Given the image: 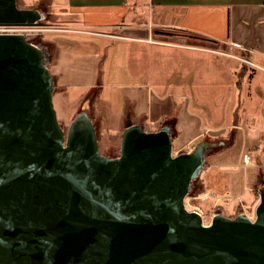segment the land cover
<instances>
[{
  "label": "water",
  "instance_id": "water-1",
  "mask_svg": "<svg viewBox=\"0 0 264 264\" xmlns=\"http://www.w3.org/2000/svg\"><path fill=\"white\" fill-rule=\"evenodd\" d=\"M50 3L0 0V24L55 21ZM63 44L0 34V264H264L261 167L250 212L213 214L205 224L186 206L207 156L235 146L236 127L174 149L183 136L174 119L146 129L127 109L119 154L108 157L91 120L100 65L79 112L65 126L57 118L69 64Z\"/></svg>",
  "mask_w": 264,
  "mask_h": 264
},
{
  "label": "crops",
  "instance_id": "crops-1",
  "mask_svg": "<svg viewBox=\"0 0 264 264\" xmlns=\"http://www.w3.org/2000/svg\"><path fill=\"white\" fill-rule=\"evenodd\" d=\"M53 6L63 9L62 12L51 10L56 16L65 14L76 23L80 30L78 34L87 33L86 35L97 38L125 39L137 43L119 49L124 55L125 52L127 54L134 52V55L138 56L137 70L135 72L125 70L126 77L135 80L125 83L116 82V84L143 85L145 81L155 83L154 80H163L165 76L174 78V82L179 85L183 84L181 82L183 76L189 71L193 72L191 64L193 56L189 54L190 52H194L199 58L202 56L207 58L203 63L194 64L196 69L203 68L201 74L218 71V65L215 63L213 64L215 71H212L210 66L215 59L220 58L221 67L224 66L225 60H228L226 63H229L228 76L233 93L226 99L228 105L232 106L231 111L229 110L230 120L233 121L234 117H237V123H229L225 128L219 127L217 131L229 133L231 128L236 127L237 139L232 150L244 144L243 149L247 147V152L242 153V161L246 159L247 163L243 165L242 161H239L236 164L235 159L224 152L211 156L217 158L212 165L225 168V172L229 174L227 190L229 192L226 196L237 199L242 206H252L256 199L249 188V167L255 171L256 167L263 169L264 166V0H147L146 2L143 0H51V9ZM104 29H117L118 33L116 36L102 34L100 30ZM59 38L69 47V64L65 68L67 78V70L70 66H74L75 56L69 40L62 36ZM116 50L110 52V55L115 56ZM107 51L105 48L99 52L100 57L98 52H93L98 59L93 79L89 87L77 98L83 97L92 86L99 65L102 68L99 99L103 96L105 86L112 85L106 83L104 55L108 56ZM149 51H152L153 56ZM242 52L249 56L248 59L240 57ZM147 56L151 57L152 62ZM162 63L167 65V74L165 70L157 69ZM186 67L189 70H186ZM210 89L200 88L202 92H208ZM173 97L174 100L170 97L152 99L154 102L148 103V110L139 115H135L133 110L137 102L122 97L113 99L110 107L112 113L116 114L113 115L117 117L116 119L125 114L127 109L135 119L143 118L151 125L158 123L164 117L174 119L177 128L179 130L182 128L187 141L194 142L202 136V133L187 136L193 124L191 120L193 113H190L188 102H185L187 98L178 93ZM62 103L61 97L55 96L54 105L55 108L58 106L57 113L65 118L64 122H67L68 115L64 114ZM105 114L108 117L106 111ZM210 166V163H207L203 173L204 189V178ZM246 189H249L248 191L253 195L247 200H242ZM205 191L210 193L207 189Z\"/></svg>",
  "mask_w": 264,
  "mask_h": 264
},
{
  "label": "rangeland",
  "instance_id": "rangeland-1",
  "mask_svg": "<svg viewBox=\"0 0 264 264\" xmlns=\"http://www.w3.org/2000/svg\"><path fill=\"white\" fill-rule=\"evenodd\" d=\"M35 0H22V4L24 6H29ZM147 1V0H143ZM53 12H62V8L58 9L55 6L51 9ZM62 14V13H61ZM47 26L52 27L56 31L43 32V36L47 37H65L72 46V53L75 56V64L74 66H70L67 70V78L63 81L61 80L57 87V93L62 96V104H64V113L68 115L69 122L72 118L79 112V105L82 99L88 94L91 87L86 91L83 97L77 96L85 91L89 87L91 83L95 68H96V55H93V52H102L103 49L107 48V55H104L105 58V71H106V83H111L112 85L105 86L103 89V96L99 99V91L97 92L95 98L91 101V120L94 123L97 131V139L99 141L100 150L102 154L108 157H116L119 154V145H120V136L123 129V118L124 114L121 115L118 119H116V114L112 113L111 105L113 99L118 97H122L123 99H129V101H136L137 104L133 107L135 115H139L142 112L148 110V103L154 102L152 99L157 98H172L175 94H179L187 98L185 102H188L190 107V113L192 112L191 120L193 124L191 125L190 131H188L187 136L189 137L191 134H200L197 140L200 139H210L214 140L218 137L227 138L228 132L217 131L219 127L232 123L230 120L229 113L231 111L232 106L228 105L226 97L231 93H233V88L230 84V78L228 76V66L229 63H226L223 67L220 64V58L213 59L210 66L212 67V71H215L213 68V64L218 65V71L210 74L204 73L201 74L202 67L199 69L195 68L194 64L197 62L203 63L207 58H199L195 56L194 52H190L189 54L193 56L191 64L193 66V72L189 71L183 78L181 82L183 84L175 83L174 78H165L163 80L156 79L155 83H149L145 81L143 85H136L132 83L131 85L123 84L125 82L134 81L133 78L126 77L127 74L125 70H129L130 72H135L136 66H139V61L136 59V55L134 52L131 54H127L122 51L119 52L120 48H128L129 44H137L131 40L125 39H102L93 37L90 35H82L78 34L79 29L76 26V23H73L70 18H68L65 14L62 16H56L55 21H47ZM102 34H109L116 36L118 33L117 29H104L100 30ZM100 33V32H99ZM101 34V33H100ZM122 34V33H121ZM65 44V43H64ZM62 45L63 50L66 52L68 50L67 45ZM117 49V54L115 56H111L110 52ZM132 49V48H131ZM141 50V49H140ZM66 54V53H65ZM149 54L153 56L152 51H149ZM171 54V53H170ZM176 54V52H173ZM101 53H99L98 57H100ZM151 59L150 56H147ZM244 58L243 56H240ZM204 58V59H203ZM209 59H212L209 57ZM246 59V58H245ZM145 60V59H144ZM159 60V59H157ZM218 60V61H217ZM217 61V62H216ZM152 62V59L151 61ZM159 63H157L158 65ZM102 65V62H101ZM129 66V67H128ZM151 66V65H150ZM157 69L165 70L166 74L168 73L166 63H162L159 65ZM209 66V68H210ZM186 70L189 68L186 67ZM222 72L223 74H221ZM131 77V75H129ZM67 79V81H66ZM116 82L121 84H116ZM200 88H211L210 91H201ZM101 88H99L100 90ZM69 90V91H67ZM205 92V93H204ZM64 99V101H63ZM58 110V106H56ZM107 112L108 117L105 114ZM230 110V111H229ZM57 117L61 125L65 126L66 122H64V117L57 113ZM144 122L146 129H152L151 127H155L157 123L151 125L147 122ZM68 123V122H67ZM67 126V125H66ZM67 128V127H66ZM65 128V129H66ZM67 130V129H66ZM65 130V132H66ZM183 132L182 128L180 129ZM208 130V131H207ZM226 130V129H225ZM218 132V133H215ZM188 139L184 137L179 139L178 135L173 139L174 149H189L195 143V141H187ZM196 140V141H197ZM249 143V142H248ZM244 144H242L233 149L225 150L223 152L222 149H215L212 153H210V157L207 156V163H210V167L207 175L204 178L205 189L203 187L202 179H198L195 182L197 190H195L190 197L186 200V206L188 209H197L202 212L204 223L208 224L210 218L213 214L223 213L225 216L233 218L236 215L243 213L244 211L250 212L252 206H242L237 199L230 198V201L227 203L216 202V199L222 200L229 191L228 190V178L229 174L225 172V168L219 167L218 165H212L217 161V158L211 157L213 154L217 153H228L229 156L235 159V163L238 164L239 161L243 159V152H247V147L243 149ZM216 153V154H217ZM238 156V158L236 157ZM237 158V159H236ZM245 158V156H244ZM233 159V160H234ZM246 160V159H245ZM245 165V161L241 162ZM205 167V170H206ZM231 168H234L233 165H230ZM227 169H229L227 167ZM264 173V166H263ZM249 184L250 190L255 194L254 183H253V174L254 170L252 167H249ZM264 179V175H263ZM208 190L210 193V197L201 198L202 195L206 193L205 190ZM244 192L242 200H247L252 197V192L248 191ZM212 196L214 199H212ZM218 197V198H217ZM227 198V197H225ZM224 198V199H225Z\"/></svg>",
  "mask_w": 264,
  "mask_h": 264
},
{
  "label": "built area",
  "instance_id": "built-area-1",
  "mask_svg": "<svg viewBox=\"0 0 264 264\" xmlns=\"http://www.w3.org/2000/svg\"><path fill=\"white\" fill-rule=\"evenodd\" d=\"M49 31H56V30L50 26H47L46 22L40 24H0V34H43V32H49ZM245 163H247L246 160ZM204 197L211 198L209 193H205L204 195H202L201 198ZM225 197H223L222 200L216 198L215 200L216 202L220 201L222 203H226V202L228 203L230 201V198L228 197L225 198ZM212 199H214L213 196Z\"/></svg>",
  "mask_w": 264,
  "mask_h": 264
},
{
  "label": "trees",
  "instance_id": "trees-1",
  "mask_svg": "<svg viewBox=\"0 0 264 264\" xmlns=\"http://www.w3.org/2000/svg\"><path fill=\"white\" fill-rule=\"evenodd\" d=\"M244 58H246V59H248V55L246 54V53H244V52H242V54H241ZM257 197H258V195H257V193H255V199H257Z\"/></svg>",
  "mask_w": 264,
  "mask_h": 264
}]
</instances>
